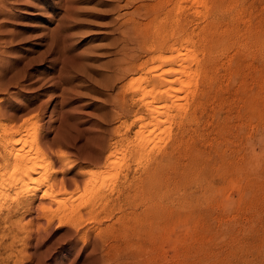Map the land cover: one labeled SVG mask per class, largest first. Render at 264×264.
Listing matches in <instances>:
<instances>
[{
    "label": "rangeland",
    "instance_id": "rangeland-1",
    "mask_svg": "<svg viewBox=\"0 0 264 264\" xmlns=\"http://www.w3.org/2000/svg\"><path fill=\"white\" fill-rule=\"evenodd\" d=\"M127 1L0 0V127L35 128L70 215L4 190L0 264H264V0ZM188 38L197 64L164 125L140 103L113 120L148 46Z\"/></svg>",
    "mask_w": 264,
    "mask_h": 264
},
{
    "label": "bare ground",
    "instance_id": "bare-ground-1",
    "mask_svg": "<svg viewBox=\"0 0 264 264\" xmlns=\"http://www.w3.org/2000/svg\"><path fill=\"white\" fill-rule=\"evenodd\" d=\"M132 1L134 0H128L127 4H130ZM194 2L197 6L201 4V0H194ZM169 3L170 5L176 4L175 1H170ZM172 11L174 14L179 15L181 13L180 3L175 5ZM197 15L199 16V12ZM132 23L134 22L132 21L130 24L132 25ZM124 26H126V23ZM194 44L195 42L191 40V38H188L187 42H182L181 48H177L175 45L168 48L166 42H163L162 46H148L149 50L159 51L162 49V51L158 52L159 54L151 60L152 62L150 61V63H144L140 66L142 70H145L143 75H146L147 78L138 81L135 87L118 91L116 100L119 101V110L116 112V115L113 116V120L127 119L138 105L135 106V104L140 103L139 106L146 111L147 119L150 120V124L148 125H153L154 132L160 124L164 125L162 122L165 118L167 119L170 113L169 110L177 106L180 102L178 99L179 95L184 92L185 89H190V83L187 82L188 80L185 81V79L190 77L189 72L191 70L188 68V65L191 62L194 63V65L197 64V60H195L194 57ZM185 45H189V48H185ZM136 62L137 58H135V55L130 54V57L125 60L126 75L130 76L134 74V65ZM123 75L124 70L117 78L118 82H120ZM146 87L151 88L153 91L147 92ZM136 97H138V99ZM140 122H142L141 126L145 129V125H143L145 121L140 120ZM135 123H137V121L130 125H125L126 130L130 131ZM153 130L152 133H154ZM114 131L118 133L119 128H115ZM23 133L27 137H20ZM40 139L34 127H30L29 130L25 132L22 130L12 131L7 125L0 127V204L3 202L2 198L4 196L8 197V199L12 198H9L10 195L1 194L5 190L6 192L8 191L9 194L14 193L16 197L12 194L14 196L13 198H17L19 202L23 203L26 209L29 210L36 197H38V193L41 192L42 195L40 199L49 200V204H52L51 206H54L53 203L58 205H56L57 208L55 206V210L50 208L51 206L49 205L43 208V212L48 213L47 217L50 216L51 221L54 218H58L60 223H65L70 220V215L67 213L69 209L65 207V197L67 193L64 191L62 194H59L57 191L58 185H61L63 190H65V183H58L56 176L59 173L54 169L47 154L43 151ZM65 158L64 154L59 156L61 163L66 162ZM65 165L66 164H63L62 168H64ZM10 170H13L11 171L12 173ZM65 171L64 169H61V171L59 170L61 173ZM9 201L11 200H8V202ZM10 206L8 208H10ZM18 207L16 209H18ZM7 209H2V206H0V212ZM71 213L74 215V210L69 212V214ZM9 215L8 211L6 218L0 223V227L5 224ZM3 230H5V228Z\"/></svg>",
    "mask_w": 264,
    "mask_h": 264
}]
</instances>
